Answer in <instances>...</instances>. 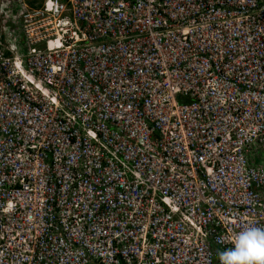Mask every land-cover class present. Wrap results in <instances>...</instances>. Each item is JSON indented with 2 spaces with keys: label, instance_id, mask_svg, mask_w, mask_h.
<instances>
[{
  "label": "built area",
  "instance_id": "built-area-1",
  "mask_svg": "<svg viewBox=\"0 0 264 264\" xmlns=\"http://www.w3.org/2000/svg\"><path fill=\"white\" fill-rule=\"evenodd\" d=\"M0 264H264V0H0Z\"/></svg>",
  "mask_w": 264,
  "mask_h": 264
}]
</instances>
